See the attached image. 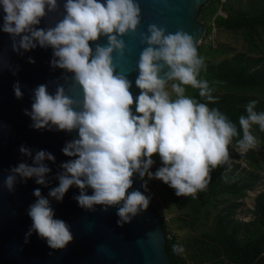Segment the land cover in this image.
Segmentation results:
<instances>
[{
	"label": "clouds",
	"instance_id": "obj_1",
	"mask_svg": "<svg viewBox=\"0 0 264 264\" xmlns=\"http://www.w3.org/2000/svg\"><path fill=\"white\" fill-rule=\"evenodd\" d=\"M56 6L57 0H0L5 13L0 28L13 36V47L28 50L37 43L51 45L58 58L52 63L73 71L83 89V99L77 100L63 86L50 93L46 84H40L34 90L31 110L25 109L35 128L78 130V137L62 149L73 158L62 163L59 184L49 190L51 197L63 200L69 187L76 185L81 189L75 197L80 206L119 205L118 223L122 224L150 203L145 192L128 191L135 173L141 178L162 179L177 196L195 195L208 186L213 168L231 167L229 145L234 138L241 154L257 146L258 138L251 129L258 124L264 131V111L255 107L259 101L247 103L246 114L238 118L239 126L218 106L205 102L218 97L209 80L201 76L207 70L206 58L199 54L193 35L150 25V35L144 36L148 46L140 55L135 80L141 91L134 98L132 81L123 72H115L112 53L114 49L123 52L125 41L119 35L135 30L140 22L137 0H65L66 14L54 27H36L46 15V7ZM102 35L107 36L108 44H96L93 50L89 42ZM187 85L198 89L204 99L187 94ZM14 90L18 97L23 95L19 81ZM21 152L32 155L23 145ZM153 154L162 161L155 171ZM55 159L50 151H37L33 163L12 167L6 186L13 189L18 177L48 183L51 168L45 161ZM88 187L93 189L91 194ZM34 195L37 199L28 210L33 221L29 235L36 231L52 248L65 247L73 239L70 226L55 216L50 199L40 188L34 189ZM173 249L180 253L184 246L177 243Z\"/></svg>",
	"mask_w": 264,
	"mask_h": 264
},
{
	"label": "water",
	"instance_id": "obj_2",
	"mask_svg": "<svg viewBox=\"0 0 264 264\" xmlns=\"http://www.w3.org/2000/svg\"><path fill=\"white\" fill-rule=\"evenodd\" d=\"M209 1L137 0L140 22L135 30L119 35L125 41L123 52L114 49L112 53L115 72H123L132 81L130 91L134 98L141 91L135 80L139 75L140 55L148 46L144 36L150 35V25L168 32L182 29L193 35L198 45L207 30L199 14ZM64 4L65 0H57L54 9L46 7V15L36 27H54L66 14ZM4 15L0 7V25L4 23ZM15 40L18 42L19 37ZM108 42L107 36L102 35L89 43L95 50L96 44L107 45ZM13 44V36L0 28V264H174L166 250L167 229L151 203L131 221L121 224L118 223L119 205L105 208L97 204L92 209L80 206L75 197L81 189L76 185L69 187L63 200L49 195V190L59 184L62 163L73 158L62 149L66 142L78 137V130L35 128L25 109L31 110L34 90L40 84H46L50 93L63 86L66 94L77 100H82L84 93L73 71L52 63L58 58L51 45L37 43L34 48L17 50ZM17 81L23 92L20 97L14 90ZM132 107L135 109V104ZM22 145L31 150V156L21 152ZM42 149L56 157L55 161H45L51 168L48 183L38 184L35 177L26 180L18 177L10 190L5 180L12 167L25 161L33 163L35 153ZM133 181L129 192L133 189L145 192L144 178L135 173ZM36 188L50 199L55 216L70 226L73 239L63 248H52L36 231L29 235L33 221L28 210L37 199ZM87 192L91 194L93 189L88 187Z\"/></svg>",
	"mask_w": 264,
	"mask_h": 264
},
{
	"label": "trees",
	"instance_id": "obj_3",
	"mask_svg": "<svg viewBox=\"0 0 264 264\" xmlns=\"http://www.w3.org/2000/svg\"><path fill=\"white\" fill-rule=\"evenodd\" d=\"M221 0H210L204 4L199 17L206 23L208 16H214L218 27L231 30H244L250 37L258 33L255 42L257 55L236 53L232 57L207 64L201 76L208 79L214 88V101H205L210 106H218L230 119L237 122L241 114H246L250 100H258L257 111H264V0H250L247 6L235 11L220 14ZM223 10L227 7L222 6ZM263 46V49L260 46ZM189 95L199 97L198 89L186 86ZM251 131L257 136L258 144L242 155L246 166L232 161L231 167L222 164L211 170L212 179L208 186L195 195L177 196L174 188L166 183L167 194L179 209L186 210V221L190 225L201 222L216 211L211 230L195 239V250L190 258L199 264H264V190L257 195V203L250 220L240 219L238 208L247 191L256 187L264 169V131L254 124ZM242 135V130H241ZM235 144V138L233 140ZM154 155V154H153ZM259 155V159H257ZM242 167V168H241ZM259 169V171H257ZM154 210L168 229L159 208L150 201ZM180 243L177 236L167 230L166 250L174 264H190L183 252L177 253L173 245Z\"/></svg>",
	"mask_w": 264,
	"mask_h": 264
},
{
	"label": "rangeland",
	"instance_id": "obj_4",
	"mask_svg": "<svg viewBox=\"0 0 264 264\" xmlns=\"http://www.w3.org/2000/svg\"><path fill=\"white\" fill-rule=\"evenodd\" d=\"M249 1L250 0H221V8L218 13L226 15L227 11H235L240 7L247 6ZM224 5L227 7L226 11L222 9ZM202 21L206 24L207 30L200 43L197 45V48L199 54L206 58V64L212 61H221L224 58L232 57L234 54L240 52H244L247 55H257V52L254 51V46L255 42L260 44L258 33L262 31L261 29L258 30V33L255 32L253 34L254 38L252 39L244 30H231L225 27H218L215 23L214 16H208L207 23L204 20ZM260 47L263 49L262 45ZM170 83L171 82H169V87ZM229 153L232 157V161L240 163L242 167L246 166V160L242 156H237L242 154L236 151L234 143L229 145ZM153 157L156 163L153 164L152 170L155 171L162 161L158 154H154ZM256 157L259 159V155ZM257 171H259V169ZM144 179L147 181V186H144V191L150 196V201L159 208L162 218L168 225L167 230L171 234L176 235L180 244L184 246L183 253L189 259L190 264H199V262H195L192 257L190 258L192 251L195 250V239L212 229L216 211H218L223 204L214 209L209 217H206L195 225H190L185 219L186 210L177 208L167 194L165 189L166 183L162 179L155 177L148 178L145 176ZM263 190L264 169L261 170V178L258 185L248 190L246 195L241 199V205L238 208L237 214L240 219L250 220L252 218L253 215L249 209L255 207L257 195Z\"/></svg>",
	"mask_w": 264,
	"mask_h": 264
}]
</instances>
